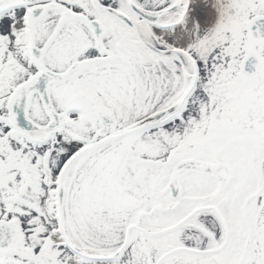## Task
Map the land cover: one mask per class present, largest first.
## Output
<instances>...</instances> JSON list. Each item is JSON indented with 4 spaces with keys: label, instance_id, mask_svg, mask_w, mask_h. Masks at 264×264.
<instances>
[{
    "label": "snow or ice",
    "instance_id": "6c2138e0",
    "mask_svg": "<svg viewBox=\"0 0 264 264\" xmlns=\"http://www.w3.org/2000/svg\"><path fill=\"white\" fill-rule=\"evenodd\" d=\"M0 264H264V0H0Z\"/></svg>",
    "mask_w": 264,
    "mask_h": 264
}]
</instances>
